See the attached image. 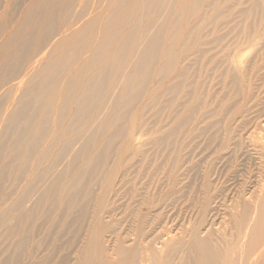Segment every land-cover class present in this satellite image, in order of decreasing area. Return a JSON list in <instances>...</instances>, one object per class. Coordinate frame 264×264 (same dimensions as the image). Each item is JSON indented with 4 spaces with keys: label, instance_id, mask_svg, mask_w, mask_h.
Here are the masks:
<instances>
[{
    "label": "rangeland",
    "instance_id": "1",
    "mask_svg": "<svg viewBox=\"0 0 264 264\" xmlns=\"http://www.w3.org/2000/svg\"><path fill=\"white\" fill-rule=\"evenodd\" d=\"M34 1L0 0V20L8 12L19 32L0 35V264H83L97 211L109 256L139 225L179 241L206 211L248 207L264 167L252 138L264 129L262 0H192L184 11L185 0H50L36 14ZM109 2L121 52L97 46L88 86L53 120L47 97L68 71L55 45L84 38ZM129 8L137 16L122 25ZM27 45H37L31 63ZM164 264L194 260L179 250Z\"/></svg>",
    "mask_w": 264,
    "mask_h": 264
},
{
    "label": "bare ground",
    "instance_id": "2",
    "mask_svg": "<svg viewBox=\"0 0 264 264\" xmlns=\"http://www.w3.org/2000/svg\"><path fill=\"white\" fill-rule=\"evenodd\" d=\"M49 1L50 0H35L29 11H36V14L38 7ZM194 1L197 2V0ZM256 1L258 3L259 0ZM262 1L264 2V0ZM191 2L192 0L184 1L183 11L184 7L187 6L186 3L191 4ZM132 4H134V2ZM240 5L241 3L238 6ZM189 6L190 5L187 7ZM236 7L237 6H235V8ZM261 7H263L262 10H264V6L262 5ZM110 8L111 3L109 2L108 7L104 9L101 14L97 15L95 19L84 26V38H75L71 41H67V38H62L55 45L53 55L54 61L62 63V60H64L65 64H67L68 71L66 69L62 78L54 84L51 93L47 97L48 106L46 111L53 120L55 117H58L56 114H61L63 112V102L67 103V108L70 107V104L78 97H81L85 88L88 86L89 82L86 80L87 73L92 68L94 61L97 60L93 58L97 46H100L110 55L116 54L117 56L120 54L121 51L119 47L122 41L121 38H119L120 36L115 34L118 28L116 26H108L107 24ZM187 10L188 9H186V12ZM7 15L8 12L6 11L1 13L0 35L5 34L6 36L9 34L17 37L19 35L18 29L13 28L10 32L7 29V21L5 18ZM49 15L50 12H42L38 14L40 20L33 21L32 23L40 30L42 25L41 20H44ZM135 16H137L135 9L129 8L121 18L122 25L123 20ZM22 30H25V28H22ZM28 34L33 36L31 31H28ZM4 47L5 45L3 42L0 51V71L2 68L1 58ZM6 47L10 49L11 43L7 42ZM36 47L37 45L26 46V62H32L33 58L30 59V57ZM9 49L3 53L7 54V58L10 57L8 56ZM67 49V55H65L64 53ZM73 55H75L77 59L79 57L81 58L78 66L69 61V57ZM43 60L44 59L40 60V62ZM19 65L20 63L18 62L15 64V67L17 68ZM76 66L78 67L77 69ZM45 67H48V65L42 64L39 73H43L46 70ZM72 86H74V90H71ZM69 113L71 114V111H69ZM57 122L58 120L55 124ZM66 134L67 130L62 131L56 140L53 139V144L54 142L63 140ZM252 136H254L252 138L255 141L252 140L257 143V146L263 151L264 155V129L259 132V134H253ZM41 145L42 144L38 142L36 149L39 150V146ZM255 149L256 148L253 150ZM258 151L260 150L258 149ZM42 152L44 153V151ZM43 156L45 155L43 154ZM262 173L263 174L260 176L262 179L259 180L260 182L254 186L255 188H253L252 191L249 190L251 191L248 193L250 195L248 198L250 199L246 209L241 207L240 201L234 200L230 202L226 210L221 209L215 213H210V215L206 211L200 221L192 224H190L189 221V226L183 231L182 239L179 241L169 236L168 233L167 237H163V235L160 234L162 231H160L158 235L149 238L150 236L147 237L142 226L139 225L137 227L138 233L131 235L133 237V242L130 241L131 244L128 246H116L112 254L108 256L107 251L102 247L105 227L101 225V215L97 211L95 221H93L94 225H92L90 229V239L88 240L87 238L88 243L85 246L81 262L83 264H164L166 259L172 256L173 252L184 250L193 258L194 264H264V167ZM206 189H208V186H206ZM228 209L229 212L227 213ZM226 217L229 219L226 220Z\"/></svg>",
    "mask_w": 264,
    "mask_h": 264
}]
</instances>
